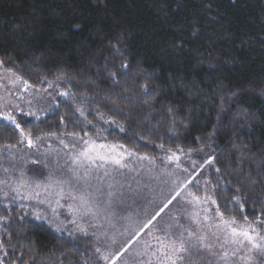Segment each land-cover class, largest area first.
<instances>
[{
	"label": "snow or ice",
	"instance_id": "snow-or-ice-1",
	"mask_svg": "<svg viewBox=\"0 0 264 264\" xmlns=\"http://www.w3.org/2000/svg\"><path fill=\"white\" fill-rule=\"evenodd\" d=\"M10 27L16 31L21 25ZM73 27L79 29L81 25ZM109 44L112 54L104 58L103 64L90 63L74 75L57 71L53 79L38 72L39 87L17 71L19 66L13 53L0 55V87L7 81L18 90L32 93V98L26 101L27 108L15 103L11 95L0 96V129L18 133L15 142L0 144V160L9 165L0 164L4 174L0 176V197L3 198L0 204L8 213L0 215V221L4 222L0 224V236L12 237L13 232L5 224L26 221L31 215L45 221L55 231L64 230L62 223H71L76 233L89 240L94 238V242L84 248L73 244L79 258H74L72 264H99L100 260L115 264L126 253H130L132 264H264V152L257 157L250 141L243 138L250 137L256 124L264 129V111L258 114L239 103L242 92L256 93L262 98L261 108H264V86L231 89L222 81H216L209 92L195 82L193 91V82H186L182 76L169 75L161 80L156 73L145 72L139 61L134 62L131 56L124 55L127 45L122 47L119 40ZM209 69L214 72L215 65L209 62ZM8 91L11 93V89ZM192 97H199L200 103L194 105ZM42 102L47 106L40 107ZM65 103L69 110L60 112L57 117V124L63 126L64 131L34 133L28 127L45 122ZM212 111L216 115L211 130L187 138L206 123V120L201 122V114L211 115ZM225 116L229 117L227 124ZM119 117L124 121L120 122ZM98 121L114 125L120 132H127L128 125L135 124L149 136L155 133L160 143L150 138L146 142L164 153L162 159L167 161V166H173V171L153 175L149 169L146 175H113L105 167L106 163L127 168L128 165L122 163L123 157L138 153L122 144L97 143ZM229 125L228 151L233 163L228 165L231 170L225 175L218 163L221 152L216 145L218 132ZM69 126L72 131L67 130ZM89 127L95 132L87 131ZM135 135L139 140H146L139 133ZM182 135L185 141L176 143ZM53 137L62 148L43 147L44 142ZM141 159L154 161L156 158L145 154ZM185 161L189 167L184 166ZM153 181L169 186L159 203L148 199L153 192ZM223 194H230L231 198ZM25 200H36L50 207L54 202L56 207L52 208L51 217L38 208H32L29 213L28 205L22 203ZM62 200L73 217L71 221H58L60 214L56 209L64 206ZM145 200L154 205L152 211L145 209V218L138 221L120 251L105 254V247L117 243V233L109 236L107 230L89 232V228L94 227L92 222L102 220L114 228L113 221L117 218L131 220V214L122 216V212ZM18 201L24 214L13 216L11 205ZM229 206L236 214L229 215L223 210ZM85 220L87 226L81 223ZM26 231L25 224L19 223L15 235L28 241ZM127 233L125 228L119 235ZM31 243L28 241L27 248L21 244V255L12 264H45V261L64 264L60 257L53 259L55 253L48 257L39 253L25 257V252H32ZM8 246L16 248L12 244ZM0 247H3L2 240ZM0 264H4L2 257Z\"/></svg>",
	"mask_w": 264,
	"mask_h": 264
},
{
	"label": "trees",
	"instance_id": "trees-1",
	"mask_svg": "<svg viewBox=\"0 0 264 264\" xmlns=\"http://www.w3.org/2000/svg\"><path fill=\"white\" fill-rule=\"evenodd\" d=\"M76 24L81 27H73ZM11 25H21V28L13 31ZM117 40L122 47L127 45L124 55L131 56L134 62L139 61L145 72L156 73L161 80H166L169 75L182 76L186 82H193V91L196 90L195 82L209 92L216 81H222L231 89L264 86V0H0V55L13 53L19 66L17 71L38 87L41 86L37 81L38 72L53 79L57 71L74 75L90 63L94 66L103 64L104 58L112 54L109 42ZM209 62L215 65L214 72L210 71ZM192 103L199 104V97H192ZM239 103L258 114L264 111L262 98L256 93L242 92ZM68 110V105L62 104L45 122L28 127L34 133L62 132L65 129L57 124V117L60 112ZM215 115V111L207 116L201 114V122L206 120V123L201 124L199 131L194 129L187 138L199 135L201 131H210ZM89 119L93 117L89 116ZM118 119L124 121L123 117ZM228 119V116L224 117L225 124ZM254 127L256 130L250 137L243 138L250 141L252 152L259 157L264 152V129L258 124ZM97 128L100 129L98 139L105 136L155 158L164 154L146 142L150 138L159 144L156 134L149 136L135 124H129L127 132H120L114 125L99 121ZM67 130L72 131L73 128L69 126ZM86 130L95 132L91 127ZM230 132L229 125L217 135L216 146L221 152L218 163L225 170V175L231 170L228 165L233 163L228 151ZM136 133L145 136L146 140L137 139ZM17 136L18 133L10 129H0V144L15 142ZM164 138L168 139L166 135ZM185 139L182 135L176 143H183ZM184 165L190 166L187 161ZM156 186L159 203L167 194L168 186L159 181ZM223 195L231 198L230 194ZM220 203L224 205L223 198ZM11 208L13 216L24 214L19 205H11ZM223 210L229 215L236 214L231 206ZM251 213L249 208L250 217ZM0 215H8L2 204ZM19 223L25 224L28 241L32 242V252H25V257L37 253L48 257L55 253L53 259L60 257L64 264H72L74 258H79L73 244L84 248L94 242V238L89 240L79 233L75 238L61 234L48 227L47 223L28 215L26 221L5 224L13 236L0 237L3 242L0 257L4 264L17 260L21 255V244L29 247L28 241H22L15 235ZM93 230L99 228H89V232ZM107 231L109 236L114 233L110 229ZM115 233L117 243L105 247V254H115L125 245L124 237L119 232ZM9 244L16 245V248L9 247ZM61 253L64 255L60 256ZM122 258H118L115 264ZM108 262L100 260L99 264H111Z\"/></svg>",
	"mask_w": 264,
	"mask_h": 264
},
{
	"label": "rangeland",
	"instance_id": "rangeland-1",
	"mask_svg": "<svg viewBox=\"0 0 264 264\" xmlns=\"http://www.w3.org/2000/svg\"><path fill=\"white\" fill-rule=\"evenodd\" d=\"M0 74H2V70H0ZM3 84H4V86L0 87V96L7 97V96L11 95L15 103H19L23 107L27 108L26 101L28 99L32 98V93L31 92H24L22 89L18 90L17 88L13 87L12 85H9L7 83V81H4ZM8 89H11V93H9ZM46 106H47L46 102H42L40 104V107H46ZM97 143L121 144L117 141H112L110 138H108V137L106 138L105 136H102L100 139H97ZM49 146L52 149L62 148V146H60L58 144V141L55 139V137H53L49 140H46L44 142V145H43L44 148H48ZM125 148L130 149L126 146H125ZM130 150L134 151L135 153H138V155H133V156L125 155L123 157L122 163L127 164L128 165L127 168H120L119 165H116V164L111 163V162L106 163L105 167L110 172H112L113 175H117L118 173H123L124 176H126V177L136 176L138 173L141 175H146L147 170H149V169L152 170L153 175H158V174H161L164 172H172L173 171V166H167V161L162 159L164 154L160 156L161 158L160 157L156 158L153 161L150 159H141V157L144 156L145 154L139 153L133 149H130ZM29 151H32V150H29ZM118 151L122 152V151H124V149H118ZM148 156L153 157L150 155H148ZM0 164H3L4 167L9 166L8 162L4 161V160H0ZM29 167H32V166L29 165ZM133 169H135L136 171L133 172L132 171ZM101 172H103V169H101ZM177 174L179 175L180 173H177ZM3 175L4 174H3L2 170H0V176H3ZM145 182H147V181H145ZM156 184H157V181L152 182L151 188L153 189V192L148 195V199L154 200L156 203H158L159 194H158V188H157ZM166 186H168V185H166ZM193 191H195V189H193ZM43 198H44V194H43V192H41V199H43ZM2 199L3 198L0 197V200H2ZM20 203L21 202L18 201L17 203L12 204V205H19ZM22 203L25 205H28L27 211L29 210L28 211L29 213H30L32 208H38L40 211L47 213L50 217L52 215V208L56 207L54 202L51 205V207L47 204H38V202L36 200H25V201H22ZM61 204H63L64 206L56 209V211L60 214L58 217V221H60V222L71 221V219H73V217L68 211L67 204L63 200L61 201ZM153 207H154V205L148 204V202L146 200L138 202L137 205H135V206L129 208L127 211L121 213L122 216H128L131 214L132 218L130 221L129 220H120L119 218H117L116 220L113 221V224L115 225L114 228L110 227L108 224L104 223L102 220L101 221H93L92 222L94 225L93 228H99V230H109L110 229L113 232H119V233L123 232L124 229L127 228L128 233L125 235H122L124 237V242L126 243L127 239H129L131 237V235L133 234V230L137 227L138 221L143 220L145 218V209H147L148 212H151ZM41 222H45V221H41ZM81 223H84L85 226H87L88 221H86V220L81 221ZM0 224H4V222L0 221ZM100 225H103V227H100ZM61 226H62V228H64V230L63 231H57V232H59L61 234L68 235V236H70L69 233L71 232L72 235L70 237H73V238L76 237V232L74 231V228L71 225V223H62ZM0 232H2V229H0ZM0 240H1V238H0ZM83 242L88 245L87 241H83ZM1 249L2 248L0 247V251H1ZM125 261H127L128 264H132V261L130 259V253L126 254L116 264H124ZM108 263H110V261Z\"/></svg>",
	"mask_w": 264,
	"mask_h": 264
}]
</instances>
